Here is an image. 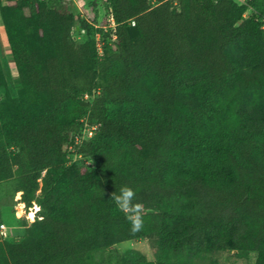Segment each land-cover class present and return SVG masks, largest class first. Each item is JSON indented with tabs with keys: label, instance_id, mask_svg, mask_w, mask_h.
Masks as SVG:
<instances>
[{
	"label": "trees",
	"instance_id": "obj_1",
	"mask_svg": "<svg viewBox=\"0 0 264 264\" xmlns=\"http://www.w3.org/2000/svg\"><path fill=\"white\" fill-rule=\"evenodd\" d=\"M94 1L105 24L93 5L0 0L19 78L0 100V182L41 217L0 238V264H195L217 250L264 264V0ZM86 126L80 167L69 147ZM124 185L142 205L135 233L110 199ZM139 238L154 261L106 252Z\"/></svg>",
	"mask_w": 264,
	"mask_h": 264
},
{
	"label": "rangeland",
	"instance_id": "obj_2",
	"mask_svg": "<svg viewBox=\"0 0 264 264\" xmlns=\"http://www.w3.org/2000/svg\"><path fill=\"white\" fill-rule=\"evenodd\" d=\"M6 0H1L4 4ZM70 5L73 13L87 12L90 6L96 7L100 13L98 17V24H105L106 21L103 19L104 13L103 6L99 1L94 0H70ZM249 14H246V17ZM79 39H83L82 36H78ZM96 42V40H95ZM101 44L100 41H97ZM0 73L3 77V82L0 85V100H2L6 94L10 97L15 98L17 96V90L19 85V78L15 70L12 56L9 51V46L5 36V32L2 26L0 17ZM79 158H72L73 161L77 162L80 167H88L87 161L78 160ZM78 160V161H76ZM88 164V165H87ZM15 183L14 181L0 182V222L7 225L10 238L8 242L19 241L25 230L26 224L30 225L31 219L28 217L29 209L23 207L19 201L21 193L14 192ZM32 207V206H31ZM25 214V215H24ZM25 216V217H24ZM128 251H137L147 260L154 261L156 253L151 246L150 241L147 238H139L133 241H124L122 243L115 244L111 248L107 249L106 252H115L120 255L125 254ZM257 254L254 252H241L236 250H224V251H211L203 253L195 258V264H255Z\"/></svg>",
	"mask_w": 264,
	"mask_h": 264
},
{
	"label": "clouds",
	"instance_id": "obj_3",
	"mask_svg": "<svg viewBox=\"0 0 264 264\" xmlns=\"http://www.w3.org/2000/svg\"><path fill=\"white\" fill-rule=\"evenodd\" d=\"M101 194L104 195L101 191ZM136 192L133 188L124 185L118 192H112L110 199L114 202L118 210L125 214V217L131 225L130 231L135 233L143 228L142 205L134 203Z\"/></svg>",
	"mask_w": 264,
	"mask_h": 264
},
{
	"label": "built area",
	"instance_id": "obj_4",
	"mask_svg": "<svg viewBox=\"0 0 264 264\" xmlns=\"http://www.w3.org/2000/svg\"><path fill=\"white\" fill-rule=\"evenodd\" d=\"M234 1H236L239 4H245L247 0H234ZM80 13H83V12L81 11ZM244 16H246V13L244 14ZM262 21L264 22V19ZM108 23H109V27H112L113 28L115 26L112 16H110L108 18ZM132 24H133V22H132ZM262 30H264V23L262 25ZM98 39L99 38L97 36V40ZM97 47H98V50L100 52L101 51V47H100V44L99 43L97 44ZM94 130H95V126H86L81 131L80 135H76L74 137V145H71L69 147V151L72 152L73 158L74 157L75 158H80L79 155H76V148H75V146L78 145V144H80L86 137L92 136ZM19 201L21 202V197L20 196H19ZM21 204L23 205V207H25V204L23 202H21ZM28 209H29V211H28V217H29L31 211H33V217L32 218L29 217L32 222H34L36 219H41V217L38 215V213H39V206L37 204L33 203L32 207H29ZM32 222H30V223H32ZM0 238L2 240H8L10 238V234H9L8 227L3 222H0Z\"/></svg>",
	"mask_w": 264,
	"mask_h": 264
},
{
	"label": "bare ground",
	"instance_id": "obj_5",
	"mask_svg": "<svg viewBox=\"0 0 264 264\" xmlns=\"http://www.w3.org/2000/svg\"><path fill=\"white\" fill-rule=\"evenodd\" d=\"M30 218L33 217V211H31L30 215H29Z\"/></svg>",
	"mask_w": 264,
	"mask_h": 264
}]
</instances>
